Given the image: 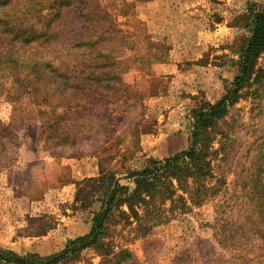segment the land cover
<instances>
[{"label":"rangeland","instance_id":"obj_1","mask_svg":"<svg viewBox=\"0 0 264 264\" xmlns=\"http://www.w3.org/2000/svg\"><path fill=\"white\" fill-rule=\"evenodd\" d=\"M37 1L0 0V247L48 256L89 233L101 165L133 189L128 172L191 146L194 110L238 74L264 0H58L39 17ZM206 133L213 177L173 178L158 219L137 203L144 224L125 204L102 248L59 264H264V51Z\"/></svg>","mask_w":264,"mask_h":264},{"label":"trees","instance_id":"obj_2","mask_svg":"<svg viewBox=\"0 0 264 264\" xmlns=\"http://www.w3.org/2000/svg\"><path fill=\"white\" fill-rule=\"evenodd\" d=\"M60 1L63 3V0ZM45 3V0L37 1V7L34 9L37 17L42 15L45 7H51L55 10L56 14H60L57 6L58 0H55L54 4ZM59 5L61 6V4ZM83 8L79 9V13H82ZM247 15L248 17H252L250 22L251 34L240 51L239 72L227 84L226 92L223 96L215 102L205 100L203 104L195 108L191 146L161 160L151 159L144 168L128 172L126 177L131 178L135 183L133 189L122 184L120 177L116 176L113 172H106L101 165L99 181L103 185L106 184L105 191L98 198L102 205L100 210L94 215L93 225L88 234L80 235L70 240L60 252L48 256H41L38 253L20 255L15 251L5 250L0 247V264H59L61 261L73 257L83 248L90 246L102 248L104 242L101 238L106 234L107 220L115 212H118L121 216H125L127 214L123 209L125 204L134 213L139 224H144L145 219L141 217V214L136 209L137 203L142 205L147 216H151L155 220L158 219L157 210L164 202L160 205L155 204L156 193L161 198L164 195L168 197L173 196L177 189L173 178L176 177L179 180L192 178L194 182L200 183L215 175L211 160H213L212 156L215 155L217 150L213 149L209 144L206 130L208 127H217L220 120L229 113L230 108L238 99L240 90L246 85L247 80L254 72L255 59L260 52L264 51V10L249 8ZM21 29V27L18 28L16 32L21 31ZM25 31H28L29 35L26 41L29 42L44 38V36L45 38L48 37L44 31H42L43 34L36 31L31 32V29ZM88 40L86 41L91 42L90 39ZM38 64L45 66L47 62H38ZM52 71L58 74L56 70L52 69ZM40 76L42 81L45 82V77L43 75ZM99 80H101L100 76L96 78V81ZM92 178L89 177L87 179H94L95 181L96 178ZM162 199L164 200V198ZM111 252L112 249L107 248L104 250V254H110ZM123 252L127 254L126 251Z\"/></svg>","mask_w":264,"mask_h":264},{"label":"crops","instance_id":"obj_3","mask_svg":"<svg viewBox=\"0 0 264 264\" xmlns=\"http://www.w3.org/2000/svg\"><path fill=\"white\" fill-rule=\"evenodd\" d=\"M178 66V65H177ZM89 175L90 176H92V175H95V174H93V173H89ZM88 175V177H90ZM84 178L86 177L85 175L83 176ZM83 178V179H84ZM77 185V184H76ZM96 203H98V206L96 207ZM91 204H94V206L93 207H95V209H94V211L91 213L92 215V218H93V216H94V214L97 212V211H99L100 210V208H101V205H102V203H101V201L99 200V199H95V200H93V203H91ZM89 206H91L90 204L87 206V207H89ZM87 207H84L85 209L84 210H82L83 212H82V214H85V212L88 214V212H89V210H87ZM90 216V217H91Z\"/></svg>","mask_w":264,"mask_h":264}]
</instances>
